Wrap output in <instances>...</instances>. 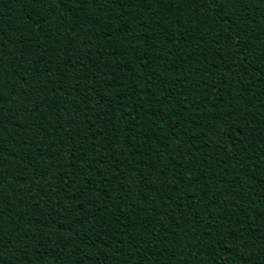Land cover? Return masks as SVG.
Here are the masks:
<instances>
[{"label": "trees", "instance_id": "obj_1", "mask_svg": "<svg viewBox=\"0 0 264 264\" xmlns=\"http://www.w3.org/2000/svg\"><path fill=\"white\" fill-rule=\"evenodd\" d=\"M0 264H264V0H0Z\"/></svg>", "mask_w": 264, "mask_h": 264}]
</instances>
